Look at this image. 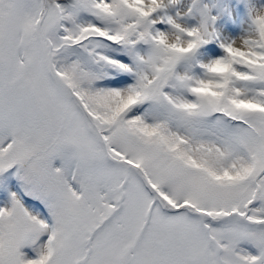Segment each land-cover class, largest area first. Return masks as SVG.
<instances>
[{
  "label": "snow or ice",
  "instance_id": "obj_1",
  "mask_svg": "<svg viewBox=\"0 0 264 264\" xmlns=\"http://www.w3.org/2000/svg\"><path fill=\"white\" fill-rule=\"evenodd\" d=\"M0 264H264V0H0Z\"/></svg>",
  "mask_w": 264,
  "mask_h": 264
}]
</instances>
